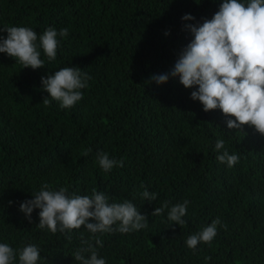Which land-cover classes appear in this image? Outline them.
I'll list each match as a JSON object with an SVG mask.
<instances>
[{
  "label": "trees",
  "instance_id": "obj_1",
  "mask_svg": "<svg viewBox=\"0 0 264 264\" xmlns=\"http://www.w3.org/2000/svg\"><path fill=\"white\" fill-rule=\"evenodd\" d=\"M222 2L0 0V37L10 26L29 27L38 36L48 27L69 29L59 38L55 61L38 49L43 68L22 69L0 53V243L16 250L37 245L38 264H79L73 255L86 247L82 235L106 264H264V135L247 125L228 129V117L219 109L205 112L191 99L195 89L178 78L151 81L153 74L170 72L194 38L185 25L211 19ZM186 14L195 19L183 20ZM65 67L87 72L90 86L73 108L45 105L50 94L41 78ZM218 139L239 155L234 167L217 160L223 152L215 149ZM99 152L123 160L124 167L105 173ZM44 183L67 187L69 196H90L95 188L109 203L132 201L148 227L98 233L103 247L84 226L67 235L40 229V210L30 223L20 204ZM141 184L158 193L156 201L141 199ZM184 200L190 204L183 227L172 225L167 209L151 215L164 201L171 207ZM217 218L226 229L218 226L211 246L191 250L187 238Z\"/></svg>",
  "mask_w": 264,
  "mask_h": 264
},
{
  "label": "clouds",
  "instance_id": "obj_2",
  "mask_svg": "<svg viewBox=\"0 0 264 264\" xmlns=\"http://www.w3.org/2000/svg\"><path fill=\"white\" fill-rule=\"evenodd\" d=\"M182 19L188 21L195 17L186 14ZM185 27L194 38L179 54L170 72L153 74L151 81L160 85L170 78H178L186 89H195L191 92V99L199 101L205 112L219 109L228 117V129L242 130L247 125L264 135V0H223L211 19ZM4 31L7 36L0 37V53L14 58L22 69L33 70L45 67L38 49H43L49 62L55 61L59 38L69 35L68 28L57 31L54 27H48L39 36L33 29L23 26H10ZM41 79L44 90L50 94L43 103L49 105L55 101L62 109H69L83 99L82 90L90 86L88 82L92 77L79 67H65ZM215 149L217 152L223 150L217 160L229 168L239 162V155L229 154L225 149L223 139L216 141ZM90 152L91 149H87L83 155ZM96 159L105 173L114 167H124L123 160L110 158L106 152H99ZM141 187L145 188L139 194L142 200H157L158 193L149 192L143 184ZM33 196V199L20 204V211L25 213L30 223L33 211L39 209L37 227L40 229L67 235L84 226L100 247H103V242L98 233L118 231L127 234L148 227L147 216L141 214L132 201L109 203L108 196L95 188L90 196L75 193L69 196L67 187L54 190L44 183ZM189 204L190 201L184 200L169 207L170 202L164 201L151 215L160 216L167 209L172 225L183 227L187 223L184 217ZM218 226L227 227L217 218L200 232L190 235L186 240L187 246L194 252L200 243L211 246L218 234ZM67 238L71 239V236ZM81 242L86 247L74 253L75 261L79 264H106L91 240L83 239L82 235ZM85 253H90V256L86 257ZM17 256L19 264H38L41 260L37 245L28 244L16 250L7 243H0V264H16Z\"/></svg>",
  "mask_w": 264,
  "mask_h": 264
}]
</instances>
